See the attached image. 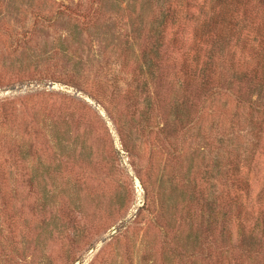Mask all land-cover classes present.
Instances as JSON below:
<instances>
[{"label": "rangeland", "instance_id": "rangeland-1", "mask_svg": "<svg viewBox=\"0 0 264 264\" xmlns=\"http://www.w3.org/2000/svg\"><path fill=\"white\" fill-rule=\"evenodd\" d=\"M175 1L0 0V264H202L209 224L190 216L239 196L264 210L252 114L179 94L165 68ZM158 95L179 103L167 140L133 120Z\"/></svg>", "mask_w": 264, "mask_h": 264}, {"label": "trees", "instance_id": "trees-1", "mask_svg": "<svg viewBox=\"0 0 264 264\" xmlns=\"http://www.w3.org/2000/svg\"><path fill=\"white\" fill-rule=\"evenodd\" d=\"M175 8V18L164 21L157 35L163 47L172 45L180 52V59L165 63L168 71L179 74V94L193 96L197 101L221 93L232 96L238 107L252 114L245 123L259 132L254 147L264 156V0H177ZM157 71L152 70L144 83L154 92L158 90ZM139 89L140 86L134 90ZM130 102L134 98L127 95L120 100ZM145 103L156 115L145 111L138 119L135 117L139 130L158 127L162 140L175 134L179 124L175 108L179 109V103L172 100L169 113L165 112L167 102L159 95ZM239 190L245 195L250 193L247 178L239 182ZM240 200L241 196L226 201L229 204L222 203L223 207L215 204L209 216L203 213L189 217L209 224L202 233L206 242L199 246L202 264L204 260L206 264H231L218 256L234 253L238 259L264 264V210Z\"/></svg>", "mask_w": 264, "mask_h": 264}]
</instances>
